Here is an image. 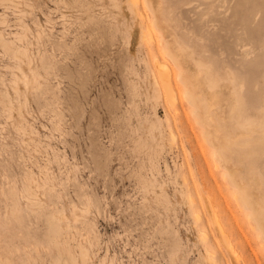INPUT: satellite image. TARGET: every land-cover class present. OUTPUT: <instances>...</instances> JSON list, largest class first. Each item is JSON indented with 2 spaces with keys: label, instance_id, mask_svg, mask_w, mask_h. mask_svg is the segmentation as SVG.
Listing matches in <instances>:
<instances>
[{
  "label": "rangeland",
  "instance_id": "obj_1",
  "mask_svg": "<svg viewBox=\"0 0 264 264\" xmlns=\"http://www.w3.org/2000/svg\"><path fill=\"white\" fill-rule=\"evenodd\" d=\"M255 1L227 0L200 28L208 3L167 0L159 19L186 39L196 18L198 35L233 47L238 28L256 53L237 44L231 69L262 85ZM154 14L131 0H0V264H264L259 223L193 104L155 79ZM252 158L264 180V154Z\"/></svg>",
  "mask_w": 264,
  "mask_h": 264
},
{
  "label": "bare ground",
  "instance_id": "obj_2",
  "mask_svg": "<svg viewBox=\"0 0 264 264\" xmlns=\"http://www.w3.org/2000/svg\"><path fill=\"white\" fill-rule=\"evenodd\" d=\"M204 1L208 3V6L205 9H200L202 11L200 24L202 22H218L220 19L217 16L218 11H216V8L220 7L221 9V6L225 7L226 4H223L227 0H222L221 3L223 4L219 3L220 0ZM131 2L132 4L141 2L144 5L148 3L151 6L155 12L153 19L159 22V27L163 33L162 40L165 39L163 55L166 56H160L156 59L157 72L155 79L157 83L165 89L167 94L174 90H178V92L180 90L184 95L183 97H186L193 104L196 115L204 124L205 135L210 137L211 142L216 148V154L222 155V160L225 162L227 168V175L230 177L232 183L237 186L238 197L252 208L251 213L258 221L261 232L264 235V180L260 176V172L255 170V159L252 158L253 152L258 155L264 154V93L255 95L252 92V90L258 91L260 86L264 87V83L259 85L255 80L249 85L242 77L247 75L255 79L254 77L257 76L256 71L255 73H250L249 70L243 71L242 67L236 71L232 70L230 66L240 61L235 57L238 53L237 51L240 50V53L244 56L243 58L256 53V49L253 47L255 43L253 42L254 44L250 48H245L246 44L243 42L241 33L238 32V28L234 30V37L236 39L234 47L231 44L227 46L228 44L220 41L211 43L210 41L216 34L213 32L209 34L212 36H209L210 41L207 42L203 34H197L198 26L195 25L196 18L193 19L195 21H193L194 25H189V21L184 22L187 32L191 33V35L186 36V39H181L179 38V33L173 30L172 25L166 24L165 21L162 22L159 19L161 16L165 20L168 18V15L165 13V8L168 7L167 0H156V3L154 0H131ZM190 2L191 0H184V3H188V6ZM260 5L262 6L263 3L257 4L258 7H261ZM187 8L191 10L192 7L190 5ZM260 9H263V6ZM185 10L183 8L181 11ZM200 10L198 11L200 12ZM224 11H226L225 13L228 12L226 9ZM219 13L222 12L220 11ZM262 18L264 19V15ZM199 26L201 28L204 25L201 24ZM220 26L219 30L222 29L223 25ZM245 26H248V24ZM207 31L211 30L207 29ZM192 35H195L194 39ZM168 37H171V39ZM152 38H155L153 30L150 32L149 39L151 40ZM241 43H243L242 47L240 49L237 47L236 51L237 44L240 46ZM191 45H201L202 49L199 51L190 49L189 46ZM260 54L262 53L260 52ZM215 55L223 60L226 68L223 74L217 70L216 67L218 65L210 61L214 60L215 57L213 58V56ZM167 56L171 57L175 65L179 67L178 72L172 69L169 61L166 59ZM173 97L172 99H176ZM180 101L182 102V100ZM248 101H251L249 102L250 104H248ZM236 137L239 138L236 139ZM245 161L249 162L248 169L250 176L248 177L242 176V172L239 170L244 166ZM242 183H247L248 185L244 186Z\"/></svg>",
  "mask_w": 264,
  "mask_h": 264
}]
</instances>
